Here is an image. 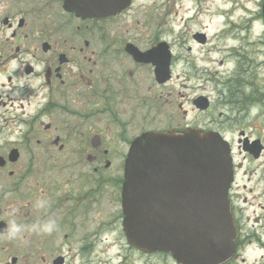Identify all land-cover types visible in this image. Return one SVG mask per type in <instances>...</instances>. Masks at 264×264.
I'll return each instance as SVG.
<instances>
[{
	"label": "flooded vegetation",
	"instance_id": "af4514ba",
	"mask_svg": "<svg viewBox=\"0 0 264 264\" xmlns=\"http://www.w3.org/2000/svg\"><path fill=\"white\" fill-rule=\"evenodd\" d=\"M65 1L0 0V118L24 125L11 129L0 121V264H130L131 254L138 264H186L126 240L121 198L132 143L148 132L186 128L218 132L231 146L235 252L221 264H249L234 149L257 159L264 142L244 133L245 126L233 141L212 126L213 118L176 120L178 63L185 62L187 80L203 81L210 69L198 61L211 62L208 54L219 52L218 45L191 61L188 45L183 59L176 39L167 38L169 11L158 17L162 26L152 14L153 21L141 22L147 8L136 0L114 14L85 18ZM191 39L208 42L200 31ZM191 102L198 112L214 109L206 94ZM255 141L258 157L250 151ZM13 226L20 232L10 239Z\"/></svg>",
	"mask_w": 264,
	"mask_h": 264
},
{
	"label": "water",
	"instance_id": "95a60500",
	"mask_svg": "<svg viewBox=\"0 0 264 264\" xmlns=\"http://www.w3.org/2000/svg\"><path fill=\"white\" fill-rule=\"evenodd\" d=\"M129 2L66 0V8L84 18L115 13ZM261 9L264 24V0ZM198 99V107L206 108V97ZM259 150L251 152L257 156ZM123 174V231L130 244L169 252L186 264H217L233 254L232 159L218 132L145 133L133 142Z\"/></svg>",
	"mask_w": 264,
	"mask_h": 264
},
{
	"label": "rangeland",
	"instance_id": "374dc122",
	"mask_svg": "<svg viewBox=\"0 0 264 264\" xmlns=\"http://www.w3.org/2000/svg\"><path fill=\"white\" fill-rule=\"evenodd\" d=\"M136 2L147 8V11L140 10L141 22L144 19L151 20L152 17L149 15L152 14L163 26L165 19L158 17L166 14V11L170 12L166 14L168 20L166 26L169 29L167 38L170 41L176 39L181 58L187 57L188 45H192L191 56H188L190 61L196 57L198 59L200 56L203 57L204 52L214 45L220 48L219 52L208 54L211 62L198 61V64L210 69L205 72L203 81L192 78L187 80L185 62L178 63L177 122L184 124L196 119L198 122L207 123L213 118L212 126L220 129L227 139L234 141L238 136V130L245 126L244 133L251 137L259 135L264 142V45L262 21L259 19L262 0H136ZM218 11L224 12L223 15L217 16ZM196 31L208 36L205 45H197L192 41L191 34ZM227 35L233 37L226 38ZM244 40L253 44L246 49L241 48ZM181 82L190 87H182ZM245 91L250 93L246 94ZM198 94H206L213 100L214 109L211 113L198 112L194 109L191 100ZM249 98L253 100H250L252 105L247 109ZM0 121L2 125L6 124L5 128L24 127L18 124L19 118L6 122L0 118ZM234 150L236 161L241 163L237 168L239 196L236 201L243 208L244 219L248 217L243 222L248 232L243 255L247 257L249 264H264V151L259 158L251 159L248 156L244 158L243 153ZM133 258L135 255L131 254L130 264L140 262L133 261Z\"/></svg>",
	"mask_w": 264,
	"mask_h": 264
},
{
	"label": "clouds",
	"instance_id": "9594fccd",
	"mask_svg": "<svg viewBox=\"0 0 264 264\" xmlns=\"http://www.w3.org/2000/svg\"><path fill=\"white\" fill-rule=\"evenodd\" d=\"M50 230V229H49ZM20 232V228L18 226H13L10 231L9 238H16L18 233Z\"/></svg>",
	"mask_w": 264,
	"mask_h": 264
},
{
	"label": "bare ground",
	"instance_id": "6f19581e",
	"mask_svg": "<svg viewBox=\"0 0 264 264\" xmlns=\"http://www.w3.org/2000/svg\"><path fill=\"white\" fill-rule=\"evenodd\" d=\"M237 7H238V6H237ZM235 8H236V7H235ZM228 11H230V9L227 10V12H228ZM223 13H224V12L218 11V12L216 13V15L220 17V15H223ZM232 37H233L232 35H227L226 38H232ZM228 56L230 57V55H228Z\"/></svg>",
	"mask_w": 264,
	"mask_h": 264
}]
</instances>
